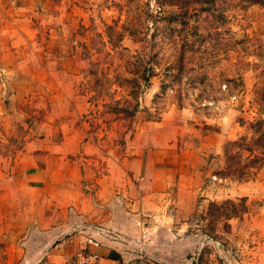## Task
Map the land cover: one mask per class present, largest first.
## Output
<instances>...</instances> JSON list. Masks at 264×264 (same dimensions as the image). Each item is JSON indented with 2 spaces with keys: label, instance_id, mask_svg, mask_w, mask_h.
I'll list each match as a JSON object with an SVG mask.
<instances>
[{
  "label": "rangeland",
  "instance_id": "obj_1",
  "mask_svg": "<svg viewBox=\"0 0 264 264\" xmlns=\"http://www.w3.org/2000/svg\"><path fill=\"white\" fill-rule=\"evenodd\" d=\"M155 217L264 264V0H0V264Z\"/></svg>",
  "mask_w": 264,
  "mask_h": 264
},
{
  "label": "crops",
  "instance_id": "obj_2",
  "mask_svg": "<svg viewBox=\"0 0 264 264\" xmlns=\"http://www.w3.org/2000/svg\"><path fill=\"white\" fill-rule=\"evenodd\" d=\"M177 227L156 217L150 221L141 219L138 233L132 240L126 236L118 239L102 237L101 241L81 248L92 249L98 256V264H119L130 261L139 253L148 255L157 264H193L196 251L193 239L176 232Z\"/></svg>",
  "mask_w": 264,
  "mask_h": 264
},
{
  "label": "built area",
  "instance_id": "obj_3",
  "mask_svg": "<svg viewBox=\"0 0 264 264\" xmlns=\"http://www.w3.org/2000/svg\"><path fill=\"white\" fill-rule=\"evenodd\" d=\"M80 258L83 262V264H96V256L94 255H89L85 256L84 254H80ZM134 264H154L152 260L143 254H138L135 257V263Z\"/></svg>",
  "mask_w": 264,
  "mask_h": 264
}]
</instances>
